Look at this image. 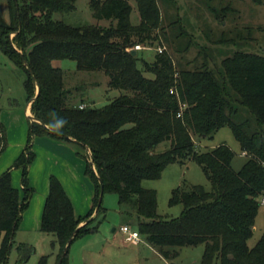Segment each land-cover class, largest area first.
Here are the masks:
<instances>
[{
	"label": "trees",
	"instance_id": "1",
	"mask_svg": "<svg viewBox=\"0 0 264 264\" xmlns=\"http://www.w3.org/2000/svg\"><path fill=\"white\" fill-rule=\"evenodd\" d=\"M218 1L225 3L219 9L208 4L216 18L234 12V0ZM75 2L8 0L10 22L0 13V50L27 73V100L40 121L31 123L25 148L0 175V263L8 260L35 192L29 183L36 158L33 139L49 136L91 151L90 160L78 154L86 160V174L95 185L91 210L77 217L60 179L50 177L40 229L55 236L57 264H69L73 241L95 232L98 226L91 223L100 215L105 218L102 203L93 216L101 184L104 194H118L121 214L136 216L140 235L167 260L178 257L184 246L204 244L201 264H264V232L254 246L248 244L264 197V55L237 50L219 66L202 63L192 68L175 67L166 51L157 50L146 59V50L135 46L160 43L158 30L174 47L162 25L165 10L176 0H91L97 23L80 26L55 17L73 11ZM135 7L137 23L131 19ZM104 20L109 25L100 24ZM179 21L168 24L171 35L190 38ZM191 44L189 40L182 50L187 52ZM65 59L76 61L80 71H103L110 88L124 93L102 107L71 100L65 72L53 63ZM225 126L247 155L237 171L232 168L235 153L228 145L201 151L194 141V136L211 138ZM0 133L1 154L7 146L1 121ZM167 141L170 147L157 151ZM191 159L202 166L211 188L176 187L170 205H182L181 214L162 216L157 191L143 187L142 181L160 178L169 164ZM14 168L22 170L21 190L12 184ZM17 250V264L35 253L26 243L18 244ZM37 264H47V256Z\"/></svg>",
	"mask_w": 264,
	"mask_h": 264
},
{
	"label": "rangeland",
	"instance_id": "2",
	"mask_svg": "<svg viewBox=\"0 0 264 264\" xmlns=\"http://www.w3.org/2000/svg\"><path fill=\"white\" fill-rule=\"evenodd\" d=\"M90 1L76 0L73 11L57 14L55 17L75 26L97 23ZM208 4L211 8L219 9L225 3L220 4L218 0H176V5L170 4L164 12L162 26L168 31L167 37L174 40V47L164 40L165 36L158 30V35L161 37L160 43L151 47L142 45L141 49L146 50L145 58L150 59L152 52H156L161 47L172 56L175 67L192 68L202 63L219 66L222 59L237 50L264 55V4H257L252 0H234L232 5L233 9L235 8L234 12H229L225 18H219L220 20L216 18ZM0 13L3 20L9 23L8 0H0ZM131 19L133 23L139 21V12L136 7L131 14ZM177 19L182 20V27L186 28L190 38L180 37L179 40L173 38L168 24ZM222 20H224L223 23ZM109 23L107 20L100 22L103 25H109ZM14 36L15 33H12L11 37ZM189 40L192 44L186 52L182 48ZM58 67L65 72L66 88L71 92L69 97L77 103L84 99L91 105L102 107L124 93L122 90L110 88L109 76L103 71H80L77 62L71 59L60 60ZM26 78L27 73L0 50L1 113L7 114L9 108L25 109L28 102L24 88ZM194 141L198 150L201 151L223 143L228 145L235 153L232 168L236 171L247 159L246 153L242 152L240 143L228 126L219 129L211 138L194 136ZM169 147V141L163 142L158 145L157 151L162 152ZM80 150L88 160L91 159V151L88 148ZM191 184L211 188V182L202 166L194 159L186 164L171 163L163 170L160 178L142 181L143 187L157 191L158 212L166 217L179 216L183 209L180 204L170 205L173 190L176 187ZM102 205L107 209L105 218L100 215L98 220L91 223L98 226L95 232L78 236L73 241L69 250V264H201L204 244L184 246L180 249L178 257L170 261L166 260L142 236L138 242H128L126 235L121 231V226L128 224L132 229L138 230L137 217L121 214L118 194L106 192L103 195ZM256 224L254 234L248 241L251 247L264 232V203L259 208ZM54 241L55 236L52 234L18 229L7 262L0 264H17L19 258L17 245L20 243L29 244L35 249V253L22 264H37L43 255L47 256V264H57L59 250L57 244L54 245Z\"/></svg>",
	"mask_w": 264,
	"mask_h": 264
},
{
	"label": "crops",
	"instance_id": "3",
	"mask_svg": "<svg viewBox=\"0 0 264 264\" xmlns=\"http://www.w3.org/2000/svg\"><path fill=\"white\" fill-rule=\"evenodd\" d=\"M53 63L58 66L59 60ZM31 116H33L31 102H27L24 110L9 108L7 114L0 112V121L6 127L7 142L5 150L0 154V175L12 166L25 148L30 124L33 122ZM32 151L36 154V158L29 169V183L35 192L23 213L19 229L41 232V220L52 175L60 179L69 194L75 215L79 217L87 214L93 206L95 185L86 174L87 162L78 154L81 150L68 141L53 139L49 136H36L33 139ZM21 177L22 170L14 168L12 184L20 190L22 189ZM128 242L133 243L138 240Z\"/></svg>",
	"mask_w": 264,
	"mask_h": 264
},
{
	"label": "built area",
	"instance_id": "4",
	"mask_svg": "<svg viewBox=\"0 0 264 264\" xmlns=\"http://www.w3.org/2000/svg\"><path fill=\"white\" fill-rule=\"evenodd\" d=\"M142 45H136L135 49H141ZM158 51L162 52V48L159 47ZM2 134L0 133V137ZM264 203V197L261 200ZM121 231L126 235L127 240H141V235L137 229H132L130 225L124 224L121 226Z\"/></svg>",
	"mask_w": 264,
	"mask_h": 264
},
{
	"label": "water",
	"instance_id": "5",
	"mask_svg": "<svg viewBox=\"0 0 264 264\" xmlns=\"http://www.w3.org/2000/svg\"><path fill=\"white\" fill-rule=\"evenodd\" d=\"M30 73L33 74V72H32L31 69H30ZM38 92H39V86H37V92H36V95L38 94ZM35 97H36V96H35ZM33 100H34V99H33ZM30 102H32V101H30ZM31 118H32L33 121H38V122H40V121H39L38 119H36L34 116H31ZM100 182H101V181H100ZM101 183H102V182H101ZM103 195H104V188H103V185L101 184V191H100V196H99L98 206H97V208H96L95 215L97 214V211H98V209H99V207H100V205H101V203H102ZM71 242H72V239L69 241L68 246L71 244Z\"/></svg>",
	"mask_w": 264,
	"mask_h": 264
}]
</instances>
